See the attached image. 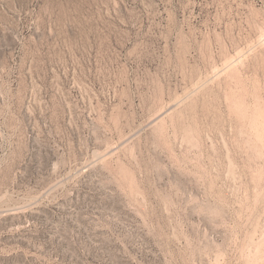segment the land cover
Listing matches in <instances>:
<instances>
[{"label":"rangeland","instance_id":"obj_1","mask_svg":"<svg viewBox=\"0 0 264 264\" xmlns=\"http://www.w3.org/2000/svg\"><path fill=\"white\" fill-rule=\"evenodd\" d=\"M0 264H264V0H0Z\"/></svg>","mask_w":264,"mask_h":264}]
</instances>
